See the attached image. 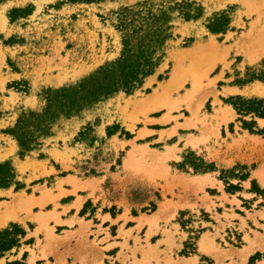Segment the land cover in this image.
I'll use <instances>...</instances> for the list:
<instances>
[{"label": "rangeland", "instance_id": "obj_1", "mask_svg": "<svg viewBox=\"0 0 264 264\" xmlns=\"http://www.w3.org/2000/svg\"><path fill=\"white\" fill-rule=\"evenodd\" d=\"M246 1L195 0L202 12L191 9L178 31L171 25L173 39L141 89L60 117L21 156L5 132L36 111L32 102L43 113L48 92L118 60L116 13L149 0H0V164L10 160L15 175L0 188V231L26 232L0 264L264 259V118L227 103L264 100L256 91L264 88V51L248 39L264 17L256 26ZM197 46L207 51L182 58ZM176 71L175 84L150 101Z\"/></svg>", "mask_w": 264, "mask_h": 264}, {"label": "trees", "instance_id": "obj_2", "mask_svg": "<svg viewBox=\"0 0 264 264\" xmlns=\"http://www.w3.org/2000/svg\"><path fill=\"white\" fill-rule=\"evenodd\" d=\"M147 4L148 3L142 4V6L139 5L141 6L139 11H134L133 8L127 7L116 13V28L122 34L123 44L122 54L118 60L101 67L94 75L76 86L48 92L46 99L47 107L50 101L57 107H63V112L60 113L59 118L70 117L85 107L97 104L119 92L132 95L142 88L146 79L154 75L164 56V48L162 50L158 49L150 56L147 52L142 54L141 51L137 50L135 47L126 45L125 33L121 30L122 22H130L133 20V17L137 15L147 16L149 13V9L146 7ZM188 16L192 17L191 15ZM223 31L224 29L221 28L212 30L214 33ZM168 41L165 42V45ZM239 101H243V103L238 102L233 105L240 115L254 114L260 118H264V100L240 99ZM54 123L55 121L51 122L48 127L50 134L44 135L41 133L39 135L29 136L26 133L34 131L33 125L35 124L31 113H29L20 117L15 127L5 133L12 135L19 142L22 150L20 155L24 156L25 153L41 145L39 143L40 138L51 135ZM2 177L3 178L0 179V188H8L15 175L13 170L9 167L4 170ZM25 236L26 232L17 226H12V228L8 230L0 231V259H2L6 253L15 248H19L21 240ZM252 261L253 258L250 264Z\"/></svg>", "mask_w": 264, "mask_h": 264}, {"label": "snow or ice", "instance_id": "obj_3", "mask_svg": "<svg viewBox=\"0 0 264 264\" xmlns=\"http://www.w3.org/2000/svg\"><path fill=\"white\" fill-rule=\"evenodd\" d=\"M149 9L147 16H134L130 22H122L121 30L125 33L126 45L135 47L141 53L147 52L148 55L154 54L158 49L162 50L165 46V42L173 39L171 33L174 29L171 27L175 23L178 27L175 29L179 30L180 19L183 17L185 20L193 19L188 16V12L195 8L197 13L202 12L201 8L196 6L195 0L192 4H188L187 0L183 3L178 0H149L146 5ZM31 11V6H29ZM212 18L205 19L204 25L206 27H212ZM3 36H0V41H3ZM179 40V36L175 37ZM237 101H227V103H236ZM243 103V101H238ZM30 108H35L36 111L32 112L31 115L35 121L33 125L34 131L27 132L29 136H35L39 134L48 135V127L51 122L59 119L60 113L63 112V107H57L53 102H49L48 107L43 108V114H41V105L37 102H32ZM239 110V109H238ZM99 123V121H97ZM11 161L8 163L0 164V179L5 169L10 167ZM254 260L260 259L261 264H264V259L260 256L254 257Z\"/></svg>", "mask_w": 264, "mask_h": 264}, {"label": "bare ground", "instance_id": "obj_4", "mask_svg": "<svg viewBox=\"0 0 264 264\" xmlns=\"http://www.w3.org/2000/svg\"><path fill=\"white\" fill-rule=\"evenodd\" d=\"M264 4V0H247L246 2H245V5L247 6V7H249V9H252V10H256V12H257V14H258V18H257V21H256V26L258 25V26H261L262 24H261V22H263V18L262 17H264V16H262V15H264V13L263 12H260V9H261V7H262V5ZM247 9V8H246ZM253 28V27H252ZM254 31V30H253ZM256 31V30H255ZM251 33V32H250ZM250 38H248V39H251V43L252 44H254V45H256L257 46V50H260V49H262L263 51H264V27L263 28H261V27H259V29L256 31V32H254L253 34H251L250 36H249ZM209 47V46H208ZM207 48V47H206ZM256 50V49H255ZM202 51H207V49H204L203 47H200V46H197L196 48H192V49H190L189 51H186V52H184V53H182L181 55H182V58H185L186 59V57L188 56V57H190V56H193L194 54H196V53H198V52H202ZM250 52H251V50H250ZM248 53V52H247ZM199 54V53H198ZM247 57H251V54H248V56ZM191 58V57H190ZM252 58H254V57H252ZM251 58V59H252ZM196 58H194V60H195ZM250 59V60H251ZM190 60H193V58L192 59H190ZM178 66V65H177ZM179 71H176V73H174V75H173V78H172V80L170 81V83L169 84H167L166 83V85H161L162 86V93H160V95H159V93L157 94V95H153V97L152 98H150V101H154V102H157L158 101V99H160V97L162 96L161 94H164L165 92H166V89L168 88V87H170V86H172L173 84H175V82H176V79L178 78V75H179V73H178ZM180 76V75H179ZM161 88V87H160ZM254 91V90H253ZM257 91V94H259V95H262V96H264V88H259V89H257L256 90ZM254 94V93H253ZM19 200V199H18ZM24 200V199H23ZM23 200H21V201H19L18 203H17V206H27V205H29L30 206V203L29 202H26V201H23ZM10 206V205H9ZM28 206V207H29ZM24 207V208H25ZM9 208V207H8ZM21 208V207H20ZM6 210V209H5ZM4 213V212H3ZM2 213V214H3ZM6 213V212H5ZM1 217V216H0ZM11 217H14V213H11L10 215H9V217H7V218H10L11 219ZM9 219V220H10ZM6 222V221H5ZM4 222V223H5ZM0 225H1V223H0ZM209 243H210V241L209 240H207V238L206 239H203V241H202V243H201V249H207L208 247H209ZM249 252H251V249L250 250H248V252L246 253L247 255H248V253ZM186 264H194L193 262H186Z\"/></svg>", "mask_w": 264, "mask_h": 264}, {"label": "crops", "instance_id": "obj_5", "mask_svg": "<svg viewBox=\"0 0 264 264\" xmlns=\"http://www.w3.org/2000/svg\"><path fill=\"white\" fill-rule=\"evenodd\" d=\"M67 191L70 192L69 193V195H70L71 194V191L70 190H67ZM190 204L191 203H188L186 207L188 208L190 206ZM106 217H107L106 215L103 216V218H106ZM106 220H111L112 221L113 219H112V217H110V219H106ZM207 240H208V238H207ZM182 241H184V239H182ZM186 262H193V263H195V260H187V261L185 260V264H186Z\"/></svg>", "mask_w": 264, "mask_h": 264}]
</instances>
